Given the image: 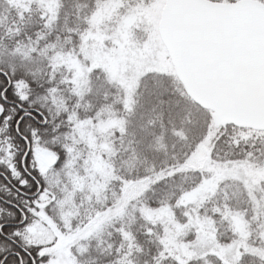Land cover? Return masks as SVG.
Masks as SVG:
<instances>
[{
    "label": "snow or ice",
    "instance_id": "1",
    "mask_svg": "<svg viewBox=\"0 0 264 264\" xmlns=\"http://www.w3.org/2000/svg\"><path fill=\"white\" fill-rule=\"evenodd\" d=\"M0 264H264V0H0Z\"/></svg>",
    "mask_w": 264,
    "mask_h": 264
}]
</instances>
